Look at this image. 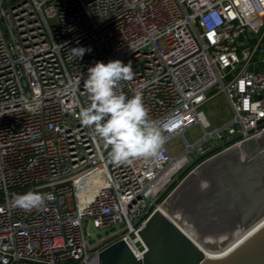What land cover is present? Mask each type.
I'll use <instances>...</instances> for the list:
<instances>
[{
	"label": "built area",
	"instance_id": "obj_1",
	"mask_svg": "<svg viewBox=\"0 0 264 264\" xmlns=\"http://www.w3.org/2000/svg\"><path fill=\"white\" fill-rule=\"evenodd\" d=\"M78 46L91 51L80 59ZM113 59L132 63L122 90L142 93L165 137L155 157L114 162L80 121L88 67ZM218 95L231 118L210 130L200 109ZM263 133L264 0H0V264H100L117 242L142 258L140 233L177 175ZM28 191L54 199L13 207ZM90 224L111 233L95 243Z\"/></svg>",
	"mask_w": 264,
	"mask_h": 264
},
{
	"label": "water",
	"instance_id": "obj_2",
	"mask_svg": "<svg viewBox=\"0 0 264 264\" xmlns=\"http://www.w3.org/2000/svg\"><path fill=\"white\" fill-rule=\"evenodd\" d=\"M219 150L194 158L154 205L181 180L162 207L208 249L221 250L250 228L255 235L228 256L210 259L169 215L156 210L140 233L147 248L142 258L117 242L100 253V264H264V133Z\"/></svg>",
	"mask_w": 264,
	"mask_h": 264
},
{
	"label": "clouds",
	"instance_id": "obj_3",
	"mask_svg": "<svg viewBox=\"0 0 264 264\" xmlns=\"http://www.w3.org/2000/svg\"><path fill=\"white\" fill-rule=\"evenodd\" d=\"M90 51V46H78L73 48L72 55L81 59ZM133 75L130 61L98 60L88 67L84 79L88 103L80 108V121L104 141L105 148L109 149L108 157L117 163L155 157L165 143L160 126L149 118L142 93L137 91L129 97L122 90V81L131 80ZM52 199V193L28 191L14 196L11 204L40 209Z\"/></svg>",
	"mask_w": 264,
	"mask_h": 264
},
{
	"label": "rangeland",
	"instance_id": "obj_4",
	"mask_svg": "<svg viewBox=\"0 0 264 264\" xmlns=\"http://www.w3.org/2000/svg\"><path fill=\"white\" fill-rule=\"evenodd\" d=\"M200 110L205 114V116L211 122L210 130H213L214 128L223 125L231 118V108L224 95H218L214 97L211 101L205 104ZM202 136H203V131L201 127L198 125L192 126L185 132V137L190 143H195ZM216 143L217 141L211 140L208 143L203 144V148L210 147ZM167 146L174 155L180 154L185 149V144L183 140L180 138L172 139L167 143ZM197 155H198V149H196L194 153L190 154L189 157L193 159ZM177 186L178 185L175 186V189L177 188ZM165 211L167 215L173 217L166 209ZM184 227L187 230H189L191 234H193L194 236L196 235L192 228L188 227L187 225H184ZM88 229L95 243H97L100 239L104 238L105 236L111 233V230L95 229L93 224H90Z\"/></svg>",
	"mask_w": 264,
	"mask_h": 264
},
{
	"label": "bare ground",
	"instance_id": "obj_5",
	"mask_svg": "<svg viewBox=\"0 0 264 264\" xmlns=\"http://www.w3.org/2000/svg\"><path fill=\"white\" fill-rule=\"evenodd\" d=\"M181 166L178 165L177 167H175V170H177L179 167ZM160 211H162L164 214H166L165 209L163 207L160 208ZM167 215V214H166ZM172 218V220L178 224V226L181 227V229L189 236L191 237L194 242H196L198 244V246L205 252L206 256L210 259H221L224 258L226 256H228L229 254H231L233 251H235L238 247H240L242 244H244L248 239H250L254 234L252 228L243 231L242 233H240L236 238H234L230 243H228L224 248H222L221 250H210L208 249L205 245H203L198 239L197 236L191 234V232L189 230H187L183 224H181L175 217H170ZM142 239V237H141Z\"/></svg>",
	"mask_w": 264,
	"mask_h": 264
}]
</instances>
